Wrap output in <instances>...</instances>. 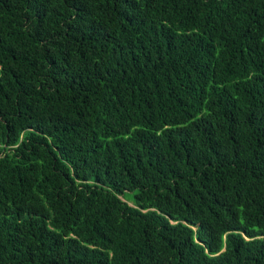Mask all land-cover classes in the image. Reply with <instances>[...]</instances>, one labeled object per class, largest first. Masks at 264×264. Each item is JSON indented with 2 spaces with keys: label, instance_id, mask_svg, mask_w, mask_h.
Wrapping results in <instances>:
<instances>
[{
  "label": "trees",
  "instance_id": "trees-1",
  "mask_svg": "<svg viewBox=\"0 0 264 264\" xmlns=\"http://www.w3.org/2000/svg\"><path fill=\"white\" fill-rule=\"evenodd\" d=\"M0 264H264V0H0Z\"/></svg>",
  "mask_w": 264,
  "mask_h": 264
}]
</instances>
